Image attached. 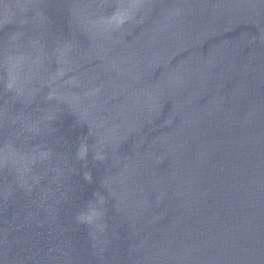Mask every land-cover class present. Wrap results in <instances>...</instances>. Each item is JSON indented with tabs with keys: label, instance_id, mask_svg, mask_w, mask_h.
Listing matches in <instances>:
<instances>
[{
	"label": "water",
	"instance_id": "95a60500",
	"mask_svg": "<svg viewBox=\"0 0 264 264\" xmlns=\"http://www.w3.org/2000/svg\"><path fill=\"white\" fill-rule=\"evenodd\" d=\"M0 264H264V0H0Z\"/></svg>",
	"mask_w": 264,
	"mask_h": 264
}]
</instances>
